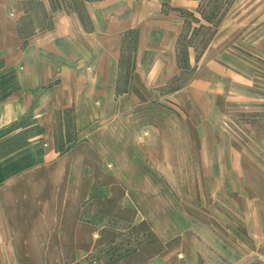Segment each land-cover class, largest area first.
Here are the masks:
<instances>
[{
    "label": "rangeland",
    "instance_id": "obj_1",
    "mask_svg": "<svg viewBox=\"0 0 264 264\" xmlns=\"http://www.w3.org/2000/svg\"><path fill=\"white\" fill-rule=\"evenodd\" d=\"M198 7L178 29L177 67L158 79L163 84L152 95L159 113L134 108L125 124L99 127L118 140L97 143L107 161L109 150L114 167L128 170L129 201L145 215L144 229L129 227L96 253L101 264L119 263L142 243L172 246L171 264H264V237L255 235L264 232V220L248 198L251 183L264 195V0H200ZM19 71L0 70V103L20 88ZM74 111L37 107L0 129V185L40 164L48 144L62 151L85 135L91 116L103 115ZM186 126L192 140H184ZM223 180L235 189L218 188Z\"/></svg>",
    "mask_w": 264,
    "mask_h": 264
},
{
    "label": "crops",
    "instance_id": "obj_2",
    "mask_svg": "<svg viewBox=\"0 0 264 264\" xmlns=\"http://www.w3.org/2000/svg\"><path fill=\"white\" fill-rule=\"evenodd\" d=\"M199 2L0 0V70L20 69V88L0 103V129L37 107L74 113L100 109L103 114L91 116L85 135L65 149L48 144L40 164L0 185V264H101L96 253L109 241L129 227L144 229L145 215L128 198L134 187L128 170L114 167L109 150L107 161L97 143L99 137L118 140L99 127L125 124L134 108L136 114L146 107L153 117L159 113L161 105L152 95L160 92L158 79L169 78L166 71L177 67L178 29L189 23L187 14L202 10ZM147 30L162 35L154 40ZM131 42L136 49L129 52ZM208 55L206 49L201 63ZM154 129L161 138L164 129ZM184 129V140H192L191 129ZM216 183L221 190L235 189L224 180ZM249 189V205L262 221L264 195L255 183ZM255 235L264 237V232ZM131 254L117 264H146L147 258L171 264L176 256L172 246L159 243H142Z\"/></svg>",
    "mask_w": 264,
    "mask_h": 264
}]
</instances>
